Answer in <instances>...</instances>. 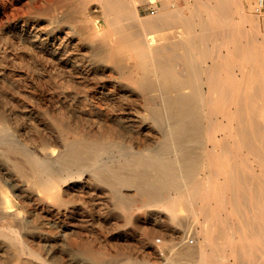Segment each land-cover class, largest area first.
<instances>
[{
	"label": "bare ground",
	"instance_id": "obj_1",
	"mask_svg": "<svg viewBox=\"0 0 264 264\" xmlns=\"http://www.w3.org/2000/svg\"><path fill=\"white\" fill-rule=\"evenodd\" d=\"M74 1H69L72 10L86 11L89 2L93 11L100 10L108 34L102 36L103 42L92 44L90 57L113 67L129 90L110 92L105 109L98 107L94 117L87 113L96 121H85L97 129L67 120L63 127L73 137L61 147L45 136L40 137L38 148L30 147L10 132L0 112L1 153L13 155L14 169L25 179L17 188L33 215L15 214L10 200L0 198V264L9 257L13 264L23 263L25 254L42 264L38 248H52L57 239L45 223L71 218L84 188L93 191L89 193L92 200L98 189L105 190L113 210L127 209L135 197H144V205L163 209L177 225V209L183 207L200 224L195 244L186 240L174 250L184 264H264V32L259 31L257 16L245 13L240 0H193L194 7L186 6L188 0L185 7L161 0V7L146 16L125 0H82L79 5ZM129 25L134 28L130 30ZM166 29L173 30L163 35L164 42L152 34ZM128 60L133 64H127ZM235 68L241 78L236 77ZM149 136L153 139L148 140ZM242 152L257 162L258 172L251 171L250 157ZM83 251L93 256L89 264L101 263L93 247ZM145 253L151 261L153 254ZM149 260L127 256L113 264H148Z\"/></svg>",
	"mask_w": 264,
	"mask_h": 264
},
{
	"label": "rangeland",
	"instance_id": "obj_2",
	"mask_svg": "<svg viewBox=\"0 0 264 264\" xmlns=\"http://www.w3.org/2000/svg\"><path fill=\"white\" fill-rule=\"evenodd\" d=\"M69 1L70 0H65V1L64 0L63 1L61 0H57V1L56 0H0V4H1L0 5V45H1L0 46V66H1L0 67V74H1L0 75V92L2 93V94L0 93V112H3L4 116L6 117L5 123L6 122L7 123L5 124V126L8 127V129H10V132L12 134L14 133L13 135L16 137H19L20 140L23 139L22 141L26 142L32 148L33 147L38 148L40 146L41 136L48 137V139L53 142L52 144H55V146L61 147L64 140H66L67 138L70 139L73 137V134L69 133L66 127L65 128L63 127V124H67V120L76 121V124L78 126L84 127L86 125L87 129H88L87 125L95 129L96 125H94V123L92 122H95L96 120L95 118H90L89 115L94 117V114H96L98 107L101 109L102 108L105 109L110 104L108 100L106 101V99H108L109 97L110 92L111 93H115V92L122 93L126 90H129L128 87H126L127 82L124 81V79L122 81V78L119 77L117 71L114 70L113 67H111L108 64L106 65L104 63L101 64V63L95 62L94 59L90 57V51H91L92 44L95 45L97 43L103 42L102 36L108 34V26L106 25L105 20L102 17V14L100 13V10L97 9L93 11V8H92L93 4H91L92 2H89V9H87L86 11L82 10L80 7H77L74 10H72L69 7ZM81 1L82 0H75L74 3L79 5ZM125 1L129 5H132V4L136 5L137 11L141 16H146L150 14V13H147L145 9L146 7L145 0L144 1L143 0H125ZM158 1L160 4H158L157 7L160 8L161 0H158ZM174 1L178 7H185L186 5L185 4L186 0H174ZM188 1L189 2L186 6L194 7L193 0H188ZM240 2H241V7L245 11V13L250 14L253 17L257 16V19L259 21V31L264 32V0H240ZM158 8H156V10ZM236 16L237 14H235V17ZM236 18L239 19V16H237ZM246 26L249 27L247 23H246ZM132 28L134 27L132 25L131 26L129 25V29L131 30ZM176 29H178V27H176ZM9 30H11V32H8ZM31 30L34 32H32ZM171 30L173 29H166L164 31H160V32L158 31L152 34L153 36L156 37L158 41H160L161 39V42H164L165 39L163 38V35H165L167 32ZM32 33L35 36L32 35ZM14 34H15V37H14ZM118 34L119 33H114L113 35L115 36ZM31 35L33 39H31ZM24 40L26 43L22 42ZM51 43H52V46L48 45ZM41 44L43 45L40 46ZM17 53H18V56H17ZM56 61L58 63H56ZM75 64L77 65L79 64L78 65L79 68ZM127 64L132 65L133 62L131 60H128ZM46 66L47 68H45ZM37 67L38 68L40 67L39 69H41L43 72L39 70ZM81 67L84 70H82ZM90 67H91V70H90ZM66 69H67V72H66ZM74 72L76 74H74ZM238 72H239V69L235 68L234 73H236V77L241 78V74L240 72L238 74ZM37 73H39L40 75H38ZM84 78H87V79H84ZM100 81L103 83H101ZM33 84H35L36 86ZM103 85H104V88H103ZM50 86L53 88H51ZM28 90L31 92H29ZM68 92L70 94H68ZM135 92L136 91H133V93ZM16 95H17V99H15ZM78 95H81V99H80V96L78 97ZM82 99L83 101L84 100L85 101L83 102ZM12 100H14V102ZM26 100L27 102H25ZM81 105L85 107H82ZM39 106H42V107H39ZM49 108L51 110H49ZM136 108L138 109V107ZM70 110L72 111L71 113H70ZM50 112H52L53 117H56L57 120L59 121L58 125L52 122L53 120H51L50 118L51 117ZM47 114H48V117H47ZM69 115L71 117H69ZM85 118L92 120V122L90 120H88L89 122L85 121ZM27 121H29L30 123ZM40 121L42 123H40ZM32 125L33 126L36 125V126L32 127ZM136 127L137 125H135V127L133 128H136ZM18 130H19V133H17ZM60 130H63L62 136H60ZM36 131H38V133ZM64 137L65 139H63ZM151 139L153 138H150L149 136L148 140H151ZM27 141L30 143H28ZM1 151H2V145L0 144V155H1L0 156V165H1L0 166L1 167L0 168V178H1L0 179V198L1 199L7 198L10 200L12 204V207H11L12 211H14L15 214L22 216V214L24 213L23 214L24 216L26 215V216L32 217L33 215L30 212L27 199L24 197L22 193L23 191L21 189H18V188H21L19 186L20 184L24 183L23 180L25 179L21 177L18 174V172L14 169V166H13L14 159L12 157L13 155L8 157L4 155L3 153H1ZM242 154L248 155L250 157L247 160V162H249V164L255 167V168L253 167L251 171L258 172L260 169L256 167L257 165L255 163L257 162L252 158V156L246 152L245 153L242 152ZM63 184L64 183H62L60 186H62ZM86 189L84 188L85 192L81 193V195L78 196V198H76L77 203L75 202L74 204H75V207L77 208L74 209L75 211L73 212V215L71 218H69L68 220H67V217L55 219L54 224L45 223L46 224L45 226H47L50 229V231H52L53 235L55 234L57 236V239L55 240L56 242L54 243L55 247L53 246L52 248H48V249L38 248V253L41 258L42 264H84V263L89 264L90 263L89 261L93 259L92 258L93 256L92 255L87 256L88 253L83 250L85 248H90V247L91 248L93 247L94 249L98 251L97 255L98 256L100 255L98 257L101 262L100 264L119 263L120 261L124 260L127 256L137 257L141 261H148L150 258H148L145 251H150L154 257V258L153 257L151 258V261L149 260L148 264H184V261L176 259L174 250L186 244L184 243L186 242V240L191 242V243L189 242L190 245H194L195 242L199 239L198 229H200V224L194 217L188 215V213L186 212L185 209H183V207H180V208L178 207L177 209L178 210L177 213L179 215V220L181 223L177 225L176 223L172 222L168 218L166 212L163 209L156 207V206L144 205V202L146 201L144 197H138V198L135 197L134 200L131 201L127 209L117 207L115 208V210H113L112 203L110 199L108 198L105 190L98 189L97 190L98 193L96 192V196H94L92 200L90 199L91 197L89 193L93 191L92 190L90 191V189L88 188ZM34 190L37 191L39 194H42V192L39 189L34 188ZM83 199H85V202ZM88 206L89 208H87ZM173 224L175 225L173 226ZM182 224H185V225H182ZM87 225H90V226H87ZM66 248H68L67 251L65 250ZM9 259L10 257L7 258V260H5L4 263L13 264V261ZM23 259H24L23 263H20V264H36L37 263L35 261L30 260L29 256L26 254L23 255ZM72 260H75V261H72ZM115 260L117 262H115Z\"/></svg>",
	"mask_w": 264,
	"mask_h": 264
},
{
	"label": "built area",
	"instance_id": "obj_3",
	"mask_svg": "<svg viewBox=\"0 0 264 264\" xmlns=\"http://www.w3.org/2000/svg\"><path fill=\"white\" fill-rule=\"evenodd\" d=\"M144 1V0H143ZM147 13L153 14L156 11L159 1L158 0H145Z\"/></svg>",
	"mask_w": 264,
	"mask_h": 264
}]
</instances>
